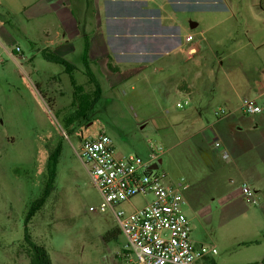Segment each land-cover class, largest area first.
I'll return each instance as SVG.
<instances>
[{
  "label": "rangeland",
  "instance_id": "obj_1",
  "mask_svg": "<svg viewBox=\"0 0 264 264\" xmlns=\"http://www.w3.org/2000/svg\"><path fill=\"white\" fill-rule=\"evenodd\" d=\"M16 4L0 0V264H29L26 238L44 245L53 264H127L119 257L127 239L121 233L109 238L118 223L101 210L102 196L77 155L80 136L94 139L102 132L118 156L149 160L151 143L163 147L158 169L181 189L192 237L216 247L219 264L259 261L264 232L255 224L258 207L243 198L235 202L239 213L227 211L218 186L226 173L215 167L225 162H206L188 130L200 104L178 108L184 95L163 97L154 66L121 84L98 75L95 84L85 72L46 61L36 22L14 13ZM252 57L253 66L264 68V50ZM227 181L240 184L235 176ZM151 199L138 196L119 209L132 212Z\"/></svg>",
  "mask_w": 264,
  "mask_h": 264
},
{
  "label": "crops",
  "instance_id": "obj_2",
  "mask_svg": "<svg viewBox=\"0 0 264 264\" xmlns=\"http://www.w3.org/2000/svg\"><path fill=\"white\" fill-rule=\"evenodd\" d=\"M16 1L14 13L36 22L43 51L63 57L76 72L121 84L154 66L163 97L184 95L199 103L188 130L206 162H225L215 167L226 173L218 186L227 211L240 212L235 202L244 203L241 188L249 186L258 199L257 231L264 232V114L240 110L244 99L264 104V68L251 64L253 53L264 50V33L257 29L264 27V0ZM190 34L193 43L186 41ZM257 39L262 41L255 45ZM219 108L228 113L218 115ZM227 176L239 179L237 188Z\"/></svg>",
  "mask_w": 264,
  "mask_h": 264
},
{
  "label": "built area",
  "instance_id": "obj_3",
  "mask_svg": "<svg viewBox=\"0 0 264 264\" xmlns=\"http://www.w3.org/2000/svg\"><path fill=\"white\" fill-rule=\"evenodd\" d=\"M186 41L193 43L195 36L188 35ZM189 104L185 101L177 103V107L185 108ZM240 110L246 115L264 114V104L255 98L244 99ZM227 113L220 109L217 114ZM151 146L149 160L132 154L118 156L112 138L102 132L94 139L84 140L77 155L102 196L101 210L114 214L121 234L127 239L120 258L127 264H200L216 256L218 250L193 241L191 223L183 210L181 189L169 183L159 167L152 168L165 150L160 145L151 143ZM241 190L250 204H258L249 186L244 185ZM138 196L152 199L141 208L134 207L132 212L119 209Z\"/></svg>",
  "mask_w": 264,
  "mask_h": 264
},
{
  "label": "trees",
  "instance_id": "obj_4",
  "mask_svg": "<svg viewBox=\"0 0 264 264\" xmlns=\"http://www.w3.org/2000/svg\"><path fill=\"white\" fill-rule=\"evenodd\" d=\"M87 49H88V43H87V48H86V57H87ZM43 52H44L43 56H44V59L46 61L62 65L65 68V70L70 72V73L72 70L76 69V67L73 64H71L69 61H67L63 57L57 55L56 53L48 51V50H45ZM109 66L113 72L119 71V69L115 68L112 64H109ZM87 74L90 76V79L92 80V82L97 84L95 78L93 77V75L88 70H87ZM38 88L40 89L41 87L38 86ZM79 140L81 142H83L85 139L83 140V137L80 136ZM57 150L52 153V155L49 159V173L51 176H53V167H54V162H55V158H56L55 156H56ZM116 233H121V232L118 229L117 231L110 233L109 238L111 236L115 235ZM25 242H26V245L28 248L27 250L30 254V263L29 264H53L51 255L44 245H41V244L34 242L31 238H26ZM257 242L258 241H256V243ZM23 245H25V244H23ZM26 245H25V247H26ZM204 262H205V264H218L215 261V259H213L212 257L206 258L204 260ZM248 264H264V258L261 261L248 263Z\"/></svg>",
  "mask_w": 264,
  "mask_h": 264
},
{
  "label": "water",
  "instance_id": "obj_5",
  "mask_svg": "<svg viewBox=\"0 0 264 264\" xmlns=\"http://www.w3.org/2000/svg\"><path fill=\"white\" fill-rule=\"evenodd\" d=\"M193 27H195V26H193ZM161 163H162V160H159L158 163H156V164H154V165L152 166V168H153V169H157V168L159 167V164H161Z\"/></svg>",
  "mask_w": 264,
  "mask_h": 264
}]
</instances>
